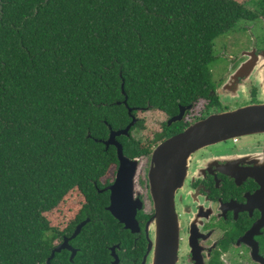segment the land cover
Here are the masks:
<instances>
[{
    "label": "trees",
    "instance_id": "obj_1",
    "mask_svg": "<svg viewBox=\"0 0 264 264\" xmlns=\"http://www.w3.org/2000/svg\"><path fill=\"white\" fill-rule=\"evenodd\" d=\"M247 2L0 0V264L31 263L64 216L107 215L97 189L117 157L102 141L130 123L125 97L137 122L117 140L129 159L219 105L214 43L257 18ZM145 110L163 121L142 144Z\"/></svg>",
    "mask_w": 264,
    "mask_h": 264
},
{
    "label": "flooded vegetation",
    "instance_id": "obj_2",
    "mask_svg": "<svg viewBox=\"0 0 264 264\" xmlns=\"http://www.w3.org/2000/svg\"><path fill=\"white\" fill-rule=\"evenodd\" d=\"M257 22L264 28V6L257 18L246 21L243 27H253ZM256 45L241 51L239 57H230L234 67L216 86L217 98H238L240 92L244 95L247 91L250 102L243 106L264 103V41ZM245 64L248 69L238 75L237 69ZM258 91L261 100L251 98ZM263 136L237 138L236 143L244 146L241 149L221 152L215 145L189 158L183 184L171 195L178 224L175 264H264ZM154 149L130 159H138L139 164L134 173L127 174L132 181L127 193L136 204L134 223H122L107 211L114 192L110 187L119 167L117 160L101 179L102 188L97 189L107 198V215L76 213L62 217L49 243L31 263L23 258L21 264H154L159 250L149 179Z\"/></svg>",
    "mask_w": 264,
    "mask_h": 264
},
{
    "label": "water",
    "instance_id": "obj_3",
    "mask_svg": "<svg viewBox=\"0 0 264 264\" xmlns=\"http://www.w3.org/2000/svg\"><path fill=\"white\" fill-rule=\"evenodd\" d=\"M242 65L237 69L238 75L248 69ZM122 94H124L122 84ZM125 97L123 104L131 118L130 123L122 130L114 131L109 127L108 138L102 143L106 148L113 146L119 163L116 180L110 190L111 204L107 208L116 219L128 224L135 222V206L131 203V180L127 174L135 172L138 159L130 160L123 153L122 145L117 140L120 136H128L131 127L137 119L131 114L134 110L127 106ZM190 106L179 107V113L167 121V126L182 121ZM264 133V103L251 104L236 110L214 113L189 124L183 131L159 143L151 156L149 179L151 192L154 197V208L157 219L156 235L158 257L154 264H175L178 224L173 208L172 194L180 188L187 172L189 158L199 150L219 145L234 138H244L253 134ZM132 210H129V206ZM118 210H121V215ZM127 226V225H126ZM80 228V227H78ZM172 237V238H171Z\"/></svg>",
    "mask_w": 264,
    "mask_h": 264
},
{
    "label": "rangeland",
    "instance_id": "obj_4",
    "mask_svg": "<svg viewBox=\"0 0 264 264\" xmlns=\"http://www.w3.org/2000/svg\"><path fill=\"white\" fill-rule=\"evenodd\" d=\"M240 3L247 2L246 7L254 11L256 14L260 13V9L264 6V0H237ZM240 24V23H239ZM249 27V26H248ZM244 33H229L226 36L219 37L214 43V56L215 59L211 64V75L216 86H220L226 79L228 73L232 71L231 58L239 57L241 51L247 49L249 46L255 45L259 47L260 43L264 41V28L259 26V22L255 23L253 27L246 28L240 27ZM244 37V39H243ZM245 41V42H244ZM228 96L219 95V105L212 110H209L210 114L221 113L226 111L236 110L246 104L250 96L247 91H244V95L240 92L238 98L228 99ZM253 99L261 100V92L258 91ZM252 99V100H253ZM263 102V101H261ZM206 101H200L189 114L188 119L193 120L200 113L204 111ZM209 114V115H210ZM138 120L145 123L144 127L138 132H134V136L137 140H140L142 144H147L151 141L154 134L158 132L159 125L163 121V117L153 110L140 111L137 114ZM264 139V136L261 137ZM157 146V145H156ZM155 146V147H156ZM242 142L233 143L232 140L226 141L218 145L217 150L221 152H228L231 148L241 149L243 148Z\"/></svg>",
    "mask_w": 264,
    "mask_h": 264
},
{
    "label": "built area",
    "instance_id": "obj_5",
    "mask_svg": "<svg viewBox=\"0 0 264 264\" xmlns=\"http://www.w3.org/2000/svg\"><path fill=\"white\" fill-rule=\"evenodd\" d=\"M232 142L236 143L237 142V138L232 139Z\"/></svg>",
    "mask_w": 264,
    "mask_h": 264
}]
</instances>
